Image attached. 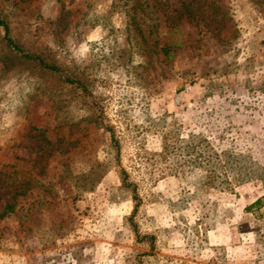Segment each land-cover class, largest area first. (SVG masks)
Returning <instances> with one entry per match:
<instances>
[{
    "label": "rangeland",
    "instance_id": "374dc122",
    "mask_svg": "<svg viewBox=\"0 0 264 264\" xmlns=\"http://www.w3.org/2000/svg\"><path fill=\"white\" fill-rule=\"evenodd\" d=\"M0 16V264H264V0Z\"/></svg>",
    "mask_w": 264,
    "mask_h": 264
},
{
    "label": "trees",
    "instance_id": "16d2710c",
    "mask_svg": "<svg viewBox=\"0 0 264 264\" xmlns=\"http://www.w3.org/2000/svg\"><path fill=\"white\" fill-rule=\"evenodd\" d=\"M0 27H2L3 29V39L6 43V45L15 53L19 54L21 57L26 58V59H30L32 61H34L38 66H40L41 68L51 71L53 73L58 74L61 79L63 81L69 82V83H74L78 86L79 83L78 81H76L74 78L65 75L62 70L54 63L51 62H47L45 61L43 58H41L39 55L30 53L25 51L9 34V28L8 25L6 23V21L0 16ZM82 88V87H81ZM261 197L256 198L253 202H251L246 208L247 209H251L252 206L257 205L261 202ZM11 203H6L3 210L0 212V216L4 215L10 208ZM134 233L136 235V238H141L139 236V232L137 231V229L134 227L133 228ZM146 236V235H145Z\"/></svg>",
    "mask_w": 264,
    "mask_h": 264
},
{
    "label": "built area",
    "instance_id": "2783aa9c",
    "mask_svg": "<svg viewBox=\"0 0 264 264\" xmlns=\"http://www.w3.org/2000/svg\"><path fill=\"white\" fill-rule=\"evenodd\" d=\"M181 95H183V91L179 92L178 96L181 97Z\"/></svg>",
    "mask_w": 264,
    "mask_h": 264
}]
</instances>
